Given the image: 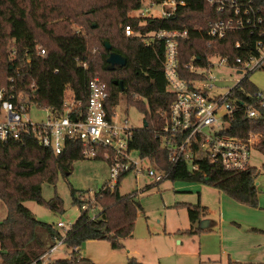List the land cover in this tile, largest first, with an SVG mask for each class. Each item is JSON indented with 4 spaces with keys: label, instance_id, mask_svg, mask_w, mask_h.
<instances>
[{
    "label": "trees",
    "instance_id": "trees-1",
    "mask_svg": "<svg viewBox=\"0 0 264 264\" xmlns=\"http://www.w3.org/2000/svg\"><path fill=\"white\" fill-rule=\"evenodd\" d=\"M166 1L149 0V3L160 6ZM172 1L184 5L178 6L170 20L203 28L201 39H189L179 44L182 80L205 79L206 74L193 73L187 67L205 71L212 68V60L217 58L226 60L227 65L234 68L237 59L248 61L257 55L264 23L254 26L246 23L256 17L264 18V0H238L240 16L235 15L232 7L220 12L211 7L208 0ZM142 9L143 0H0V89L16 86L17 93L25 95L29 103L48 108L57 116L65 115L64 101L70 95L77 103L78 115L85 119L88 86L99 76L108 87L109 111L120 98H127L143 113L144 126L133 131L131 147L148 157L154 169L168 172L173 166L158 133L165 125L160 111L169 110L175 94L167 89L135 92V69L129 63L137 49L146 50L138 36L149 37L166 23L143 14L131 16ZM227 20L243 21L244 24H236L223 39L211 37L210 24ZM126 26L132 27L135 37L125 36ZM106 42L111 45L110 50L106 49ZM98 45L99 52L96 50ZM41 50L46 54L42 55ZM158 52L162 56V52ZM112 55L122 56L126 63L111 65ZM55 71L59 73L52 77L51 73ZM250 76L243 77L239 86L231 91L232 113L226 117L225 134L246 142L251 136L255 137L254 150L264 156V106L258 97L261 91L250 81ZM11 79H15L14 82ZM163 84L167 87L165 79ZM133 94L141 96L142 101L133 100ZM250 108L259 113L257 118L248 117ZM83 149L78 142L70 143L62 155L56 156L32 137H23L20 141L0 140V200L8 210V217L0 223V264H32L47 251V243L63 239L53 225L35 219L25 203L43 204V184L56 185L60 176L68 179L74 163L84 160ZM201 170L199 174L191 173L187 165L181 163L173 169L170 180L204 183L241 204L257 206L259 172L255 167L233 175L204 160ZM122 179L113 191L105 187L95 195L96 203L103 208L97 219L83 210L84 194L77 197V193L72 192L73 203L78 204L83 213L65 242L73 253L70 258L52 264H95L81 255L84 244L104 241L111 249L119 250L124 241L133 238L136 221L143 209L138 202L120 193ZM46 205L55 212H64L58 197ZM187 211L191 223L188 232L194 234L198 231L194 225L202 221L208 211L200 206L189 207ZM128 264L142 263L133 259Z\"/></svg>",
    "mask_w": 264,
    "mask_h": 264
},
{
    "label": "built area",
    "instance_id": "built-area-1",
    "mask_svg": "<svg viewBox=\"0 0 264 264\" xmlns=\"http://www.w3.org/2000/svg\"><path fill=\"white\" fill-rule=\"evenodd\" d=\"M211 7L222 12L228 7H232L236 16L241 15L238 0H208ZM182 2L168 0L160 5L161 20L165 22L155 34L149 37L138 36L140 44L146 49L162 52V70L165 83L170 88V92L175 94V100L168 111H160L161 117L165 120V125L158 133L162 141L163 148L168 152L172 169L168 172H159L151 164L148 157L131 147L133 141V131L129 127L128 119L116 124L117 113L111 114L107 109L109 99L108 87L102 79L96 77L89 83V98L87 101V114L85 119L78 115L77 103L73 99H65V115L57 116L50 109L39 106L36 103H29L25 95L18 94L16 86L0 89V140L20 141L23 137H32L39 144L54 155H62L70 143L78 142L83 145V158L93 160H104L108 163L113 181L117 184L121 178L134 172L136 179L145 173L147 178L152 179L155 185L165 180H169L173 169L185 163L191 173L202 172L201 163L208 160L223 170V172L233 175L242 174L252 168L253 142H248L231 137L225 134L227 129V116L232 113L231 91L237 88L248 74L264 70V29L261 30L260 42L257 46V55L254 58L244 61L237 59L234 68L227 65V61L220 60L229 69L235 70L241 79L236 86L226 95L213 97L209 96V91L196 87V83H205L204 87L213 90L211 69L202 71L194 67H187L193 73L206 74L205 79L194 82H187L181 79L179 44L181 41L189 39H201L203 28L170 20ZM150 9L147 11L148 17ZM264 18L248 20L247 25H262ZM171 25L169 28L167 25ZM238 26H243V21L235 23L233 20L220 21L210 24L209 34L215 39H223L229 30ZM124 34L127 38L136 35L130 26H126ZM153 40V42H150ZM41 54L46 52L41 50ZM80 63V60H76ZM86 67V65L84 66ZM237 68V69H235ZM59 71L51 73L55 76ZM15 79H11L14 82ZM210 83V84H209ZM264 106V92L258 95ZM34 108L47 111V121L41 124L34 123L31 118V111ZM224 112V113H223ZM222 114L220 117L219 114ZM259 113L255 110H248V117L257 118ZM104 155H101V153ZM136 155V158H135ZM146 164V166H144ZM154 185V186H155ZM149 186L148 189L152 188ZM139 189V193L148 190ZM135 196L129 195L132 200ZM86 211V206H83ZM94 219V218H93ZM58 228H65V224L60 222ZM68 235L57 241L50 250L46 251L38 260L32 264H52L54 255L59 248L65 244Z\"/></svg>",
    "mask_w": 264,
    "mask_h": 264
},
{
    "label": "rangeland",
    "instance_id": "rangeland-1",
    "mask_svg": "<svg viewBox=\"0 0 264 264\" xmlns=\"http://www.w3.org/2000/svg\"><path fill=\"white\" fill-rule=\"evenodd\" d=\"M150 7L152 8L150 15L160 19L162 8L152 6L149 0H143V9L140 12L131 13V16L137 17L143 14L146 17L148 15L146 11ZM96 50L101 51L99 45ZM129 63L135 69V92L170 90L163 84L162 56L158 51L137 49ZM212 63L214 89L208 90L204 87L205 83L199 82L196 83V87L209 91L211 98L224 96L236 86L241 76L237 71L226 67L220 59L215 58ZM99 74L102 76L101 73ZM250 81L264 92V70L251 74ZM133 95L131 96L133 100L142 101L141 96ZM66 97L71 99L70 95ZM128 101L127 98H120L110 112L117 113V119L114 121L116 124L128 119L129 127L138 130L144 126L143 113L135 108L137 106L134 103ZM223 113L219 116L221 117ZM47 117V111L44 109L34 108L31 111L34 123L46 122ZM250 140L254 147L255 137L251 136ZM101 155L104 153L102 152ZM252 162L259 172L256 180L257 206L241 204L204 183L169 179L155 185L145 173L137 179L134 172L130 173L121 180L120 193L135 196L133 200L143 209L136 221L133 238L124 241L123 248L119 250L111 249L110 245L104 241H89L80 249L81 255L95 264H128L129 260L133 259L142 264H200V262L208 263L209 260H213L211 256L218 255L221 248L225 246H229L234 252L254 247L255 242L264 247L263 237L258 235L257 239L251 238L257 231H264V156L253 150ZM151 185H153L152 188L148 189ZM116 186L106 161L84 159L74 163L73 172L68 179L60 176L56 185L43 184V204L26 202L25 206L35 219L53 225L64 238L83 214L80 206L73 203L72 192L75 191L77 197L80 193L84 194L82 199L86 202L84 204L86 211H89L90 217L97 219L103 212V208L96 203L95 195L105 187L113 191ZM141 188L148 190L138 194ZM57 197L62 200L63 213L55 212L46 205ZM203 204L211 206V212L214 213L213 216L205 217L212 221L211 227H202L200 220L194 225L195 231H198L190 234L188 231L191 225L187 209L201 207ZM221 215L224 216L227 225L225 239L221 238L220 229L217 227ZM7 217V206L0 200V223ZM60 222L65 224V228L57 227ZM214 223L216 224L213 225ZM177 240L180 244H177ZM57 243H47V251L54 245H58ZM72 253V250L63 244L52 260L68 259Z\"/></svg>",
    "mask_w": 264,
    "mask_h": 264
},
{
    "label": "crops",
    "instance_id": "crops-1",
    "mask_svg": "<svg viewBox=\"0 0 264 264\" xmlns=\"http://www.w3.org/2000/svg\"><path fill=\"white\" fill-rule=\"evenodd\" d=\"M171 25H167L166 27H170ZM252 167H255L254 163L251 161ZM256 168V167H255ZM211 188V186H210ZM213 188V187H212ZM208 211V216H213L214 213L211 212V206L207 204H203V206ZM210 211V213H209ZM218 217V216H217ZM189 218V216H188ZM209 218H204L201 221L202 227L208 228L211 227V220H207ZM220 223L218 224V228L220 229L221 238L225 239V231L227 228L226 222L224 221V216L219 217ZM190 222V220H189ZM214 223L213 225H215ZM191 225V223H190ZM261 236L264 238V231H257L254 233L251 238H256V236ZM177 244H180V241L177 240ZM85 245V244H84ZM214 259L209 260L208 263H219V264H264V247L261 245L256 244L254 247H247L242 250H236L235 252L229 247L225 246L221 248V251L216 256H211ZM223 258H225V262H223ZM229 262V263H228ZM207 262H200V264H208Z\"/></svg>",
    "mask_w": 264,
    "mask_h": 264
},
{
    "label": "water",
    "instance_id": "water-1",
    "mask_svg": "<svg viewBox=\"0 0 264 264\" xmlns=\"http://www.w3.org/2000/svg\"><path fill=\"white\" fill-rule=\"evenodd\" d=\"M105 47L107 50L111 49V45L108 42L105 43ZM109 63L111 65H124L126 63V59L119 55H112ZM145 126H147V124H145Z\"/></svg>",
    "mask_w": 264,
    "mask_h": 264
}]
</instances>
